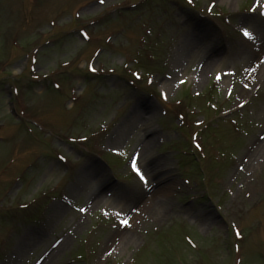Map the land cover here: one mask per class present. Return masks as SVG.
I'll use <instances>...</instances> for the list:
<instances>
[{
	"label": "rangeland",
	"instance_id": "rangeland-1",
	"mask_svg": "<svg viewBox=\"0 0 264 264\" xmlns=\"http://www.w3.org/2000/svg\"><path fill=\"white\" fill-rule=\"evenodd\" d=\"M251 4L0 0V264H264Z\"/></svg>",
	"mask_w": 264,
	"mask_h": 264
},
{
	"label": "snow or ice",
	"instance_id": "snow-or-ice-1",
	"mask_svg": "<svg viewBox=\"0 0 264 264\" xmlns=\"http://www.w3.org/2000/svg\"><path fill=\"white\" fill-rule=\"evenodd\" d=\"M104 0H99V3H103ZM192 0H189V3H191ZM211 7V6H209ZM257 12L258 16L261 17V18H264V0H252V4H251V7H249L247 9V12L251 13V12ZM239 33L247 38L249 41H252L253 43L255 42V39L258 38V37H254L253 33L256 31V24H257V21L254 17L252 16H242L240 17L239 19ZM260 28H261V35H264V19L261 20L260 22ZM86 35V34H85ZM257 59V64H264V56H261V57H258L256 58ZM89 68H92L91 65H89ZM93 71L95 69H92ZM255 69L253 67H249L247 69V71L249 72H252L254 71ZM230 71V70H229ZM133 75H136L135 73H133ZM221 77V74L218 72L216 74V79H220ZM243 87L244 88H248L249 85L247 83H244L243 84ZM15 91V89H13ZM231 91V88L230 86L227 88V91L225 94H229ZM161 95H163V93H161ZM245 102L243 100H240V104H244ZM196 123H200L199 120L196 121ZM80 139H84V137H80ZM193 143H195V140L193 141ZM196 147H200L199 144H196ZM113 151H116V149H113ZM137 154H133L131 157H130V167L132 169V172L135 173V176L138 177L139 181L141 182H144L146 180V177H145V174L144 172L141 170L140 167H138L137 165ZM61 160L64 159L63 156L60 157ZM187 183V182H185ZM81 212L84 211V209H80ZM133 211H135V209H133ZM122 216L121 213H117V217L120 218ZM119 223L121 225H127L128 224V220L125 219V218H120L119 219ZM233 230L235 231V234L237 236L240 235L239 231H236L235 230V227L233 228ZM109 252H111V249H109Z\"/></svg>",
	"mask_w": 264,
	"mask_h": 264
},
{
	"label": "bare ground",
	"instance_id": "bare-ground-1",
	"mask_svg": "<svg viewBox=\"0 0 264 264\" xmlns=\"http://www.w3.org/2000/svg\"><path fill=\"white\" fill-rule=\"evenodd\" d=\"M257 30H259V29H257ZM257 37L258 38H256V39H258L259 40V42H262V40H264L263 39V35H261V33L259 32V34L257 35ZM255 39V40H256ZM193 48L195 49V50H197L198 49V46H193ZM211 61H207V64H206V66H208L209 64H211L210 63ZM258 66H260L261 64H257ZM205 66V67H206ZM145 131H148V130H145ZM149 132L151 133L152 132V130H149ZM144 140H143V151H145V150H148V149H150V147H151V135L150 134H148L147 133V135H146V138H143ZM140 142H142V140L140 141ZM255 156H257L258 158H262V156H264V143L261 141V142H258V144H257V146H256V151H255V153H254V157ZM145 162H146V164H147V166H149V165H153V163H155V160H154V158H152V155H150L149 156V158H147L146 160H145ZM150 167V166H149ZM155 172V171H154ZM151 174H152V176H153V173L152 172H150ZM159 175H161V174H155V179L157 180V179H159ZM153 179H154V177H153ZM161 179V178H160ZM159 179V180H160ZM100 180V179H99ZM102 181L104 182V183H102ZM101 182L100 181H97L96 183H95V186H97V187H95V191H93V195L95 196V198H94V202H96V201H101V198H100V196H99V190L103 187V188H106L108 185L106 184V183H108L107 182V179L104 181V180H102ZM91 194V195H92ZM121 194V193H120ZM90 195V194H89ZM134 197H135V194L133 193V194H129V197H128V200H132V199H134ZM89 198V197H88ZM90 199H87L86 201H87V203H89L90 201H89ZM107 202H108V205H109V201H111V202H123V201H121V200H117V199H113V200H106ZM165 200H162L161 201V203H165L164 202ZM146 204H144V205H142L141 207L142 208H140V210H141V212H143V214H145V212L148 210L149 211V209H151V208H153V205L154 204H152V203H148V202H145ZM90 204V203H89ZM89 204H86V205H89ZM139 213V212H138ZM133 216V218L135 219V217L136 216H134V215H132ZM141 216V214L138 216V217H140ZM136 220V219H135ZM121 242H123V240H120ZM60 242H62V241H59L57 244H56V246L55 247H57L58 245H59V243ZM61 250V247H58L57 249H55L54 250V252H53V249L51 250V252L50 253H52L53 252V254L52 255H56L59 251ZM42 261V260H41ZM40 261V263L39 264H42L44 261H42L41 262Z\"/></svg>",
	"mask_w": 264,
	"mask_h": 264
}]
</instances>
